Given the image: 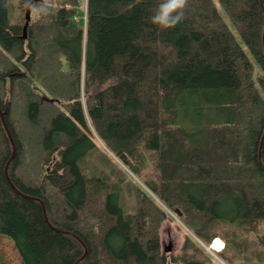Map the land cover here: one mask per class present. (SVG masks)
<instances>
[{
	"label": "trees",
	"instance_id": "trees-1",
	"mask_svg": "<svg viewBox=\"0 0 264 264\" xmlns=\"http://www.w3.org/2000/svg\"><path fill=\"white\" fill-rule=\"evenodd\" d=\"M18 2L12 22L0 0V234L20 264H264V0H188L169 29L161 0Z\"/></svg>",
	"mask_w": 264,
	"mask_h": 264
},
{
	"label": "rangeland",
	"instance_id": "rangeland-1",
	"mask_svg": "<svg viewBox=\"0 0 264 264\" xmlns=\"http://www.w3.org/2000/svg\"><path fill=\"white\" fill-rule=\"evenodd\" d=\"M18 1L19 0H10L9 13L12 22H16L15 19L21 13V8L19 6ZM34 1H39V0H34ZM29 6L32 8L31 5H28L26 6V10ZM32 13H33V8H32ZM32 13H31V20H32ZM100 144L102 145V143ZM115 159L117 160V158ZM118 162L129 173L130 175L129 177H132L134 180L138 181L140 184H142V186L145 189H148V186L145 183H143V181H141V179H139L134 173H132L122 161L118 159ZM173 216L175 217L174 220L167 219L161 227V237H162L161 240H162L163 251L168 254L169 253L176 254L180 251L185 240L186 231H189L188 228L185 225H183V223L179 220L177 215H173ZM217 239H220L223 244L221 248L214 250H221L224 247V242L221 238H217ZM168 247L170 248L171 252L165 251V249ZM212 252L214 251L212 250ZM0 262H5L6 264L22 263V258L15 247L14 241L9 237L1 234H0ZM223 264L226 263L224 262Z\"/></svg>",
	"mask_w": 264,
	"mask_h": 264
},
{
	"label": "clouds",
	"instance_id": "clouds-1",
	"mask_svg": "<svg viewBox=\"0 0 264 264\" xmlns=\"http://www.w3.org/2000/svg\"><path fill=\"white\" fill-rule=\"evenodd\" d=\"M187 5L188 0H161L150 18L151 23L161 29L174 27L182 20L183 10ZM47 6H50L48 0H46V8Z\"/></svg>",
	"mask_w": 264,
	"mask_h": 264
},
{
	"label": "water",
	"instance_id": "water-1",
	"mask_svg": "<svg viewBox=\"0 0 264 264\" xmlns=\"http://www.w3.org/2000/svg\"><path fill=\"white\" fill-rule=\"evenodd\" d=\"M31 13H32V8L29 6L28 8H27V10H26V15H25V17H26V21H25V23H24V26H23V35H22V38L24 39V40H26L27 38H28V27H29V24H30V21H31ZM7 130H8V128H7ZM8 132H9V130H8ZM9 134H10V132H9ZM11 135V134H10ZM149 186L151 187V188H154V184H149ZM47 221H48V223H49V220L47 219ZM52 227H54V226H52ZM55 228V227H54ZM205 247L207 248V250H209L210 252H212V249H211V246H206L205 245ZM165 251L166 252H171V250H170V248L168 247V248H166L165 249ZM216 257H218L214 252H212ZM223 262V261H222ZM224 263V262H223Z\"/></svg>",
	"mask_w": 264,
	"mask_h": 264
},
{
	"label": "bare ground",
	"instance_id": "bare-ground-1",
	"mask_svg": "<svg viewBox=\"0 0 264 264\" xmlns=\"http://www.w3.org/2000/svg\"><path fill=\"white\" fill-rule=\"evenodd\" d=\"M222 241L220 239H216L211 246V249H218L222 246Z\"/></svg>",
	"mask_w": 264,
	"mask_h": 264
}]
</instances>
